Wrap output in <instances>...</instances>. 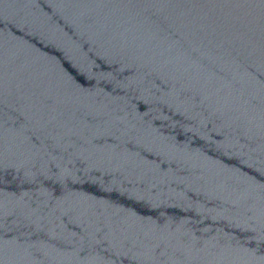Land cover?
Instances as JSON below:
<instances>
[{
  "label": "water",
  "instance_id": "95a60500",
  "mask_svg": "<svg viewBox=\"0 0 264 264\" xmlns=\"http://www.w3.org/2000/svg\"><path fill=\"white\" fill-rule=\"evenodd\" d=\"M0 264H264V0H0Z\"/></svg>",
  "mask_w": 264,
  "mask_h": 264
}]
</instances>
